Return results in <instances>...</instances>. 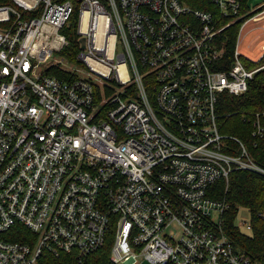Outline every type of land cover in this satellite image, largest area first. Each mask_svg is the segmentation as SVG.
Here are the masks:
<instances>
[{
    "label": "built area",
    "instance_id": "built-area-1",
    "mask_svg": "<svg viewBox=\"0 0 264 264\" xmlns=\"http://www.w3.org/2000/svg\"><path fill=\"white\" fill-rule=\"evenodd\" d=\"M76 7L86 47L66 70L76 78L62 79L45 67ZM242 10L243 0H0V264L82 261L111 231L113 264H261L234 246L227 203L212 197L233 172L264 177L220 122L224 97L264 72V54L240 52L264 10ZM248 123L264 138V113Z\"/></svg>",
    "mask_w": 264,
    "mask_h": 264
},
{
    "label": "trees",
    "instance_id": "trees-1",
    "mask_svg": "<svg viewBox=\"0 0 264 264\" xmlns=\"http://www.w3.org/2000/svg\"><path fill=\"white\" fill-rule=\"evenodd\" d=\"M249 0H243L242 13L250 11ZM264 7L257 12H262ZM252 15V14H251ZM250 15V16H251ZM79 9L76 7L70 23L62 29L66 36L67 46L61 55L71 62L76 61V56L81 52L80 36L77 32ZM239 27L230 29L227 33L229 41L227 49L234 48ZM57 77L74 80L60 68L53 69ZM222 132L243 141L256 163L264 168V138L254 139L251 135V122L258 114L264 113V72L258 73L249 83L248 91L240 97L225 96L220 109ZM212 197L225 200L227 209L223 215V229L231 239L234 246L248 257L264 264V220L260 214L264 212V177L245 172H233L229 179L228 189L224 181H219L212 189ZM240 209H247L251 215V236L244 235L236 226L235 220ZM23 232L26 234V229ZM25 236L24 233H21ZM28 234V233H27ZM23 238L15 237L13 240L21 241ZM113 245V231L107 237L106 244L89 255L82 261L71 255H63L59 258L51 254H44L40 264H113L110 253Z\"/></svg>",
    "mask_w": 264,
    "mask_h": 264
},
{
    "label": "rangeland",
    "instance_id": "rangeland-1",
    "mask_svg": "<svg viewBox=\"0 0 264 264\" xmlns=\"http://www.w3.org/2000/svg\"><path fill=\"white\" fill-rule=\"evenodd\" d=\"M248 6L250 7V10L255 12L257 10H260L262 7H264V0H249ZM257 13L258 12H256L255 14ZM256 18L257 16L254 17V19ZM250 29H252L251 24L247 28V31ZM247 31L243 33L244 40L240 47V52L242 53V55L254 61H258L262 58V55L264 54V31L255 30L252 33L250 32L246 34ZM61 52L57 53L54 57H52L51 62L46 65L45 68L48 74L56 75L53 70L55 68H60L62 71L66 73L67 72L66 70H71V69L74 70L76 69V67H78L79 65V62L77 60L78 55L76 56V61L71 62L67 58L61 56ZM61 61L64 62V65L63 66L59 65V67H57L56 64ZM250 222H251V215L249 213V210L240 209L238 216L236 217L235 224L240 229L241 233H243L244 235L251 236L252 234V231L248 227Z\"/></svg>",
    "mask_w": 264,
    "mask_h": 264
},
{
    "label": "crops",
    "instance_id": "crops-1",
    "mask_svg": "<svg viewBox=\"0 0 264 264\" xmlns=\"http://www.w3.org/2000/svg\"><path fill=\"white\" fill-rule=\"evenodd\" d=\"M262 19H263V20H262ZM261 20H262V21H261ZM250 24H251V26H252V29H250V30L247 31V28L249 27ZM261 28H264V12H263L262 14L258 15L256 19L250 21V22L244 27V31H243V33L246 32V31H247L246 34H248V33H250V32L252 33V32L255 31V30H260V31H261V30H262ZM243 40H244V36H243Z\"/></svg>",
    "mask_w": 264,
    "mask_h": 264
},
{
    "label": "water",
    "instance_id": "water-1",
    "mask_svg": "<svg viewBox=\"0 0 264 264\" xmlns=\"http://www.w3.org/2000/svg\"><path fill=\"white\" fill-rule=\"evenodd\" d=\"M80 44H81V49L84 50L85 47H86V40H85V38H82V39L80 40Z\"/></svg>",
    "mask_w": 264,
    "mask_h": 264
},
{
    "label": "bare ground",
    "instance_id": "bare-ground-1",
    "mask_svg": "<svg viewBox=\"0 0 264 264\" xmlns=\"http://www.w3.org/2000/svg\"><path fill=\"white\" fill-rule=\"evenodd\" d=\"M121 72H122V74L124 73V67L123 66L121 67Z\"/></svg>",
    "mask_w": 264,
    "mask_h": 264
}]
</instances>
